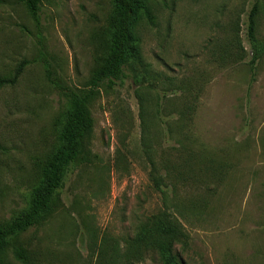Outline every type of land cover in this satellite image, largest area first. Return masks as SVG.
Here are the masks:
<instances>
[{"label": "rangeland", "instance_id": "1", "mask_svg": "<svg viewBox=\"0 0 264 264\" xmlns=\"http://www.w3.org/2000/svg\"><path fill=\"white\" fill-rule=\"evenodd\" d=\"M254 1L156 0L154 26L140 21L135 36L160 81L100 86L90 161L69 169L58 208L0 264H97L103 240L123 241L162 209L152 162L185 234L181 264H264V0L253 65L245 36ZM111 2L42 0L36 25L19 0H0V78L26 63L0 87V222L26 206L60 129L63 98L47 71L61 87L86 89Z\"/></svg>", "mask_w": 264, "mask_h": 264}, {"label": "trees", "instance_id": "2", "mask_svg": "<svg viewBox=\"0 0 264 264\" xmlns=\"http://www.w3.org/2000/svg\"><path fill=\"white\" fill-rule=\"evenodd\" d=\"M42 0H19L36 25ZM156 0H112L104 25L98 30L99 52L94 59L86 89L61 87L52 80L50 70L47 78L57 85L63 98L62 122L51 150L36 164V183L32 186L26 206L0 222V262L12 242L22 233L46 221L60 202V193L69 169L90 161V150L86 138L92 129L90 104L99 93L101 85L109 88L116 81L131 79L137 87L154 88L161 75L145 61L135 27L140 21L155 24ZM260 0H255L246 16V40L253 50L251 64L259 55L256 48V20ZM26 63L17 67L12 79L0 78V87L14 83ZM143 107V101L140 97ZM150 180L163 199V207L157 213L139 222L132 236L123 241L114 240L110 245L103 240L98 250L97 264H141L147 258H156L160 264H181L176 246L185 239L181 227L175 220L169 203L168 184L159 176L154 162L151 165ZM108 245V246H107ZM14 256L24 259V251L17 247Z\"/></svg>", "mask_w": 264, "mask_h": 264}]
</instances>
